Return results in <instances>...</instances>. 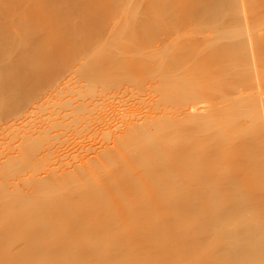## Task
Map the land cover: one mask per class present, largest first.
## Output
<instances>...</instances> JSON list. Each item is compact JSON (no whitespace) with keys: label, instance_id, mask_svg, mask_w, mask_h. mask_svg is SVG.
Listing matches in <instances>:
<instances>
[{"label":"bare ground","instance_id":"1","mask_svg":"<svg viewBox=\"0 0 264 264\" xmlns=\"http://www.w3.org/2000/svg\"><path fill=\"white\" fill-rule=\"evenodd\" d=\"M150 1L149 9L181 22L214 13L216 4L248 23L264 17V0H203L200 7L193 4L202 0ZM131 6L124 0H0V111L13 115L42 99L32 108L47 114L9 140L12 149L0 158L7 171L0 177V264H85L83 258H91L90 264H264V204L251 216L248 202L216 194L220 184L240 191L255 163L245 150L233 154L224 167L232 176L220 182L214 66L186 69L178 74L181 81L168 83L171 101L194 97L188 107L165 114L154 102L120 123L114 113L126 103L106 107L102 98L116 92L115 85L93 86V78L133 75L129 79L136 85L146 78L135 72L140 66L135 42H123L116 31L124 25L133 34L137 18L146 17L144 5L139 14L121 11ZM235 47L241 61L262 72L263 34L253 49ZM75 59L80 88L52 85ZM191 60L216 64V49L198 51L185 62ZM50 86L56 89L41 93ZM237 99L264 109L261 93L241 91ZM99 107L105 110L91 126L99 134L95 140L71 141L77 129L69 127L53 149L42 156L33 150L37 140ZM53 152L64 155L60 164L29 177L12 175L16 166ZM207 193L206 207L189 199Z\"/></svg>","mask_w":264,"mask_h":264},{"label":"rangeland","instance_id":"2","mask_svg":"<svg viewBox=\"0 0 264 264\" xmlns=\"http://www.w3.org/2000/svg\"><path fill=\"white\" fill-rule=\"evenodd\" d=\"M124 1L132 3L130 8L124 7L125 9H121L125 13L136 11L139 14L143 5L147 9L144 19L139 21L137 18L138 29L134 32L135 34H131L130 27L126 28L124 25L116 29L117 34L123 37V42H135L134 44L138 49L137 59H139L137 64H140L135 72H144L146 78L141 79L138 82L139 85L129 79L133 75L123 76L120 79L118 77L114 80L111 78L106 80L93 78L92 84L98 89L104 87L103 83L105 82L115 85L116 92L108 91L102 96L108 102L106 107L114 106L122 101L126 103L115 111V123L142 115L146 112L147 107L154 102L164 106L163 112L165 114L176 113L183 105H185V108L188 107L189 100L194 97L185 98L184 102H177L174 99L171 101L167 87L168 83L172 80L181 81V76H178V74L186 69L193 68L197 70L213 65L216 69V80H212L210 84L216 90L215 159L220 182L222 183L232 176L224 167L228 166L230 157L233 154L245 150L249 155H252L254 159L252 161L255 163L248 175L243 178V186L240 191L229 190L220 184L216 194H223L225 198L230 194L245 203L248 202L247 213L251 216L258 213L259 208L264 204V109L259 110L256 107L249 106L237 97L242 91L251 95L261 93L264 98V64H261L262 72L254 73L251 68L252 64L249 67L250 64H246V60L241 61L238 56L241 51L236 49L235 46L248 48V50L253 49L258 35H264V17L257 21L251 20L248 23L244 19L230 17L223 4H216L214 13H206L194 20L181 22L168 20V18L163 17L162 13L149 9V4L152 3L150 0ZM193 5L203 6V0ZM118 12H115L114 16H110L109 22L116 19L115 15ZM108 36L109 29L107 25L103 37ZM215 49L216 64H195L194 60L185 62L190 58V55H194L198 51L210 52ZM75 69L76 59L69 63L68 72L52 85H58L56 88L65 85L80 88L83 78L80 75H75L78 74ZM120 72H126V70L121 69ZM183 77L190 78L186 73ZM51 86L41 93L45 94L56 89H51ZM199 87L200 82H195L194 88ZM125 89L126 92L123 93ZM201 99L202 96H199L198 100ZM41 101L42 99L37 100L35 103H31V101V104L13 112V115L2 114L0 111V158L11 151L12 145L8 143L9 140L14 142L22 135L27 126L40 121L47 115L44 111L32 108V105H37ZM104 110L105 107L103 110L99 107L87 112L82 111L76 120L70 121L66 126L60 127L44 138L37 140L33 145V150L42 156L45 151L53 149L61 138V132L69 127L77 129L73 132L71 141L95 140L99 137V134L94 133L91 126L104 115ZM63 156L60 152L50 153L41 159H37L33 164L16 166V169L12 170V175L15 174L17 179L29 177L46 167L60 164ZM6 173V169L0 168V177L6 175ZM189 176L193 177L191 172H189ZM210 183L213 182L208 181L209 192L213 187ZM209 194L199 196L200 198L191 195L189 199L197 200L200 203L199 206L206 207L210 203ZM213 194L215 193L213 192ZM219 200L221 201L220 198ZM212 238L213 234L210 240ZM83 261L85 264H90L92 259L83 258ZM49 264H52V262Z\"/></svg>","mask_w":264,"mask_h":264}]
</instances>
